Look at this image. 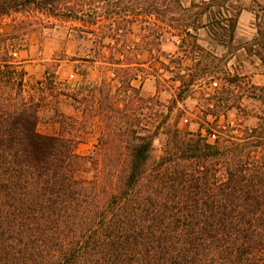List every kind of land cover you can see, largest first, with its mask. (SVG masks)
<instances>
[{
  "label": "trees",
  "instance_id": "1",
  "mask_svg": "<svg viewBox=\"0 0 264 264\" xmlns=\"http://www.w3.org/2000/svg\"><path fill=\"white\" fill-rule=\"evenodd\" d=\"M83 1L74 9L65 0H0V20L35 11L79 21L97 44L113 42L83 58L99 64L101 80L83 79L66 93L80 118L60 113L63 130L46 134L37 129L42 97L30 92L16 56L31 25L23 19L0 31V264H264V111L252 126L227 119L241 106V80L217 86L208 55L193 66L170 54L160 60L166 42L194 59L204 26L213 45L227 36L220 30L232 39L235 0ZM135 21L138 41L128 38ZM255 28L243 47L264 63V23ZM154 60L156 94L144 95ZM50 74L36 81L40 89ZM203 81L211 92L201 96L200 127L188 129L189 117L181 127L174 109ZM162 82L173 91L166 106L157 96ZM95 127L94 148L77 153L80 136Z\"/></svg>",
  "mask_w": 264,
  "mask_h": 264
},
{
  "label": "rangeland",
  "instance_id": "2",
  "mask_svg": "<svg viewBox=\"0 0 264 264\" xmlns=\"http://www.w3.org/2000/svg\"><path fill=\"white\" fill-rule=\"evenodd\" d=\"M65 1L68 5L66 7H73L74 9H78L84 4L83 0ZM135 1L140 2L141 0ZM190 1L185 0L183 6H188ZM229 2L232 1H227V3ZM234 2V7L239 8V14L232 39L228 37V32L220 30L221 33L223 32L227 36L218 38L220 43L213 45V43H216L215 36L204 26L197 32L196 43L201 46V51L197 50L195 52L194 59H190V56H183L181 51H178L170 42H166L167 44L162 45L160 60H165V63H168L165 55L170 54L173 58L179 59V62L183 65L193 66L205 63L199 60L202 58L201 55H208L206 59L213 63L217 70L213 80L217 83V86L227 83L226 78L233 75L240 77L242 87L239 90L237 88L236 93L241 94V106L238 109L233 108L227 111L226 116L231 121H239L243 125L252 126L256 124L257 117L264 111V94L256 88L258 86L264 87V63H261L254 56H249L243 45L251 43L256 37L255 23L260 25L264 23V0H235ZM97 6L99 5L95 3L94 7H96V11H99L100 9ZM198 10V7L193 9V11ZM229 10L231 11V8ZM23 19H25L28 26H31L27 29L25 40L22 42L23 46L20 50H24L23 54L19 55L20 51L18 50L16 56L22 61L27 70L30 92L37 98L42 97L37 129L41 133L58 134L63 128H61V123L55 117L56 115L59 116L60 113H63L70 116L73 121L78 117L80 118L79 105L66 93L71 91L83 79L99 82L104 75L103 69L99 67L98 63L88 62L83 58L90 56L94 49L101 48L105 53L108 52L113 46V42L108 47L97 44L95 35L81 31L78 28L81 25L79 21L55 20L35 11L29 13L19 12L2 18L0 20V31L11 33L14 26ZM141 23L135 21L130 25L129 39L136 41L140 39ZM201 23L205 25L207 22L202 20ZM171 39L177 41V43L179 41L178 37H172ZM141 58L145 61L147 53H144ZM148 65V63L145 64L146 67ZM150 65H152L149 70L151 74L141 84V92L144 95L156 94L155 76L152 74L156 75L159 62L154 60ZM46 69L53 78V82L47 85V88L50 87L52 90L40 89L41 86L36 84V81L40 80L46 82L43 78ZM161 85V90L157 96L160 104L166 106L171 103L173 91L164 89V82ZM207 85L203 81L200 85H196L192 91L183 94V101L179 102L177 104L178 108L174 109V113L180 111L181 116L178 124L181 127L184 126L183 118L189 117L191 121L187 126L188 129H199V122L201 121L199 117H202L204 110V107L201 106V96L203 93L207 96L211 92V86L208 87ZM52 93L60 94L54 98L55 96ZM222 120H224V116H221L220 121L222 122ZM93 129L92 131L87 130L88 132L86 131L85 134L80 136L76 144L77 153L87 154L94 148L97 131L96 127ZM213 138L214 136H210L211 140ZM162 141V137H159L154 142L157 154L160 152Z\"/></svg>",
  "mask_w": 264,
  "mask_h": 264
},
{
  "label": "crops",
  "instance_id": "3",
  "mask_svg": "<svg viewBox=\"0 0 264 264\" xmlns=\"http://www.w3.org/2000/svg\"><path fill=\"white\" fill-rule=\"evenodd\" d=\"M20 52H19V55H21V54H23V51L24 50H19ZM25 68V67H24ZM25 70H26V68H25ZM27 71V70H26Z\"/></svg>",
  "mask_w": 264,
  "mask_h": 264
}]
</instances>
